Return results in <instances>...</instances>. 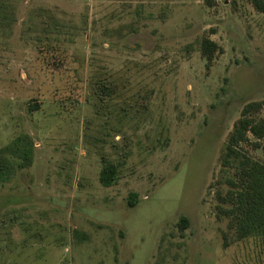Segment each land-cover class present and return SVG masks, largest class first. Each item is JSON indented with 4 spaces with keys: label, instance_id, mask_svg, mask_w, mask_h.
<instances>
[{
    "label": "rangeland",
    "instance_id": "obj_1",
    "mask_svg": "<svg viewBox=\"0 0 264 264\" xmlns=\"http://www.w3.org/2000/svg\"><path fill=\"white\" fill-rule=\"evenodd\" d=\"M254 102L264 119L253 0H0V264H264L224 202ZM240 150L264 160V141Z\"/></svg>",
    "mask_w": 264,
    "mask_h": 264
},
{
    "label": "trees",
    "instance_id": "obj_2",
    "mask_svg": "<svg viewBox=\"0 0 264 264\" xmlns=\"http://www.w3.org/2000/svg\"><path fill=\"white\" fill-rule=\"evenodd\" d=\"M253 4L258 11L264 13V0H253ZM201 50L209 64L214 61L216 53L221 51L210 39L203 40ZM262 107L263 104L258 102L244 107L241 118L229 136L223 158V168L234 171L228 180L230 189L224 199V202L230 205L225 214L231 218V224L236 228L239 240L252 236H261L264 239V160L256 161L240 150L244 143H251L256 150L261 149L264 141V119H256L255 115ZM251 137L255 142H251ZM25 139L20 137L11 146L14 153L24 160L21 168L31 164V152L28 149L31 145L24 144ZM6 172L7 166L0 165V181L5 180ZM116 180V167L106 165L100 174L102 185L109 188ZM132 197L136 198L135 195ZM133 204L134 202L129 203L130 206ZM179 226L184 231L188 227V219L181 218Z\"/></svg>",
    "mask_w": 264,
    "mask_h": 264
}]
</instances>
